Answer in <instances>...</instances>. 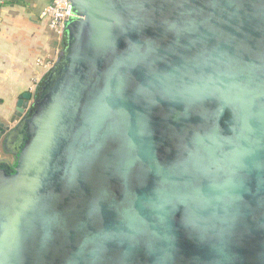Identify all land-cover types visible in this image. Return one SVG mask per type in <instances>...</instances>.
Listing matches in <instances>:
<instances>
[{"label":"water","instance_id":"1","mask_svg":"<svg viewBox=\"0 0 264 264\" xmlns=\"http://www.w3.org/2000/svg\"><path fill=\"white\" fill-rule=\"evenodd\" d=\"M0 121V264H264V0H71Z\"/></svg>","mask_w":264,"mask_h":264},{"label":"crops","instance_id":"2","mask_svg":"<svg viewBox=\"0 0 264 264\" xmlns=\"http://www.w3.org/2000/svg\"><path fill=\"white\" fill-rule=\"evenodd\" d=\"M51 0H10L0 10V121L18 122L35 89L56 61L62 43L40 14ZM42 60L44 65H40ZM46 65V66H45ZM0 157L12 160L0 151Z\"/></svg>","mask_w":264,"mask_h":264},{"label":"built area","instance_id":"3","mask_svg":"<svg viewBox=\"0 0 264 264\" xmlns=\"http://www.w3.org/2000/svg\"><path fill=\"white\" fill-rule=\"evenodd\" d=\"M8 2L10 0H0V10ZM79 17L80 15L75 12L71 0H51V3L40 14V18L48 22L50 30L61 43L65 36L68 23ZM1 22L2 17L0 15ZM38 63L44 65L42 60H38Z\"/></svg>","mask_w":264,"mask_h":264}]
</instances>
